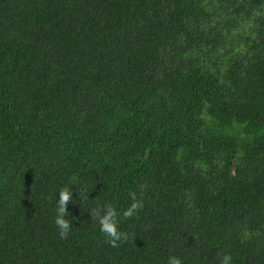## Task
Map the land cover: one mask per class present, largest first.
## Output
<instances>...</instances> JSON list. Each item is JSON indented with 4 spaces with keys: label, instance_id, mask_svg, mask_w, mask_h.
<instances>
[{
    "label": "trees",
    "instance_id": "trees-1",
    "mask_svg": "<svg viewBox=\"0 0 264 264\" xmlns=\"http://www.w3.org/2000/svg\"><path fill=\"white\" fill-rule=\"evenodd\" d=\"M223 254L264 264V0H0V264Z\"/></svg>",
    "mask_w": 264,
    "mask_h": 264
},
{
    "label": "clouds",
    "instance_id": "clouds-1",
    "mask_svg": "<svg viewBox=\"0 0 264 264\" xmlns=\"http://www.w3.org/2000/svg\"><path fill=\"white\" fill-rule=\"evenodd\" d=\"M146 185L141 186V195ZM70 187H63L59 190V198L56 201V216L55 225L58 229V234L61 239H66L71 230V221L66 219L68 211L66 205L72 196ZM81 194V193H80ZM131 203L122 212L117 211L111 204H107L104 207H98L90 212L91 218L98 222L100 231L106 237L107 242L112 247H119L121 242L129 241V234L123 232L118 227V217L122 215L125 219L132 218L144 207L143 200L138 198L136 192L130 193ZM134 240V238H133ZM167 264H182L179 257L170 256ZM220 264H232V257L230 254H223L220 256Z\"/></svg>",
    "mask_w": 264,
    "mask_h": 264
}]
</instances>
